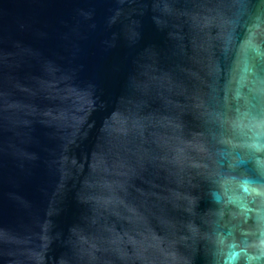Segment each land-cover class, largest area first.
Segmentation results:
<instances>
[{"label": "water", "instance_id": "obj_1", "mask_svg": "<svg viewBox=\"0 0 264 264\" xmlns=\"http://www.w3.org/2000/svg\"><path fill=\"white\" fill-rule=\"evenodd\" d=\"M0 264H264V0H0Z\"/></svg>", "mask_w": 264, "mask_h": 264}]
</instances>
